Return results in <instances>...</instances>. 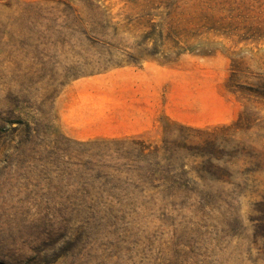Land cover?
<instances>
[{"label": "rangeland", "instance_id": "obj_1", "mask_svg": "<svg viewBox=\"0 0 264 264\" xmlns=\"http://www.w3.org/2000/svg\"><path fill=\"white\" fill-rule=\"evenodd\" d=\"M27 6L51 13L37 42L23 39ZM0 24V264H264V0H0ZM146 62L180 71L172 84L185 74L187 119L200 122L161 120L148 142L180 154L210 142L225 183L196 181L211 200L162 215L77 216L60 193L73 165L135 156L136 139L69 140L53 100L74 79Z\"/></svg>", "mask_w": 264, "mask_h": 264}, {"label": "trees", "instance_id": "obj_2", "mask_svg": "<svg viewBox=\"0 0 264 264\" xmlns=\"http://www.w3.org/2000/svg\"><path fill=\"white\" fill-rule=\"evenodd\" d=\"M51 10V8H47ZM51 15L37 6L24 8V40L37 42L40 20L50 22L44 15ZM2 25L0 24V29ZM90 33H95L93 29ZM87 41L95 38L83 33ZM6 31H0V46L10 41ZM188 132L205 134L206 131L182 126ZM114 142V141H112ZM134 142V141H133ZM137 154L129 156L114 151L112 155L95 153L85 162L73 165V179L60 191L67 209L77 216L103 218H130L163 214L167 208L186 202H209L210 188L194 186L196 181L210 179L225 183L213 161H218L217 151L210 142L204 145H185L182 154L171 143L161 145L137 138ZM206 145V147H205ZM93 150L82 151L89 156Z\"/></svg>", "mask_w": 264, "mask_h": 264}, {"label": "crops", "instance_id": "obj_3", "mask_svg": "<svg viewBox=\"0 0 264 264\" xmlns=\"http://www.w3.org/2000/svg\"><path fill=\"white\" fill-rule=\"evenodd\" d=\"M172 76L181 72L146 62L74 79L53 100V125L74 142L155 140L161 120L200 126L187 119L185 74L183 83L172 84Z\"/></svg>", "mask_w": 264, "mask_h": 264}]
</instances>
